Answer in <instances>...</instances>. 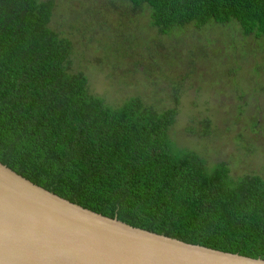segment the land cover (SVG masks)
<instances>
[{
  "label": "trees",
  "instance_id": "trees-1",
  "mask_svg": "<svg viewBox=\"0 0 264 264\" xmlns=\"http://www.w3.org/2000/svg\"><path fill=\"white\" fill-rule=\"evenodd\" d=\"M77 5L80 15L73 13ZM88 15L100 28H157V39L173 37L174 46H186L181 54L191 65L196 54L189 46L196 41L187 39L188 31L202 35L197 40L207 47L222 38L234 65L224 63V70L217 63L208 82L217 79L223 89L232 81L243 100L252 77L264 80V0H0V161L134 226L264 258V175L235 176L229 162L213 165L196 149L176 144L170 128L188 72L177 75L162 109L141 95L117 105L94 92L86 71L75 65L77 47L64 29L87 28L76 22ZM234 40L238 46L228 49ZM249 55L261 59L245 70L238 57ZM198 122L202 130L192 126L190 132L209 135L212 119Z\"/></svg>",
  "mask_w": 264,
  "mask_h": 264
},
{
  "label": "rangeland",
  "instance_id": "rangeland-1",
  "mask_svg": "<svg viewBox=\"0 0 264 264\" xmlns=\"http://www.w3.org/2000/svg\"><path fill=\"white\" fill-rule=\"evenodd\" d=\"M74 7V15L82 14L81 6ZM56 18L62 22L64 17L58 13ZM139 18L147 22L146 16L139 15ZM86 19L76 23L87 28L64 29L71 34L77 47L75 65L86 71L94 92L117 105L130 96L141 95L162 109L173 97V81L177 75L188 72L190 75L183 81L180 114L170 128L176 144L196 149L213 165L219 161L229 162L235 176L246 172L264 175V91L260 94L264 80L260 76L252 77L250 89L245 82L241 83L247 87L245 100L238 97L239 89L232 81L228 80L231 88L223 89V82L221 85L217 79L208 82L215 79L217 63L224 66L219 65L224 70L234 65L235 58L225 55L222 38L216 40L213 47H207L208 44L197 40L202 35L188 31L187 39L196 41V45L189 46L196 54L195 63L191 65L189 56L181 54L187 51L186 46H174L177 39L173 37L157 39V28H100L92 23L91 15ZM210 32L211 35L218 33L211 29ZM202 46H206L204 51H201ZM235 46H238L236 40L226 44L228 49ZM98 57L103 60H97ZM256 59L261 57H238L245 70L254 66ZM227 62L231 65L225 66ZM228 75L225 72L224 80ZM203 117H210L213 123L207 136L200 132L198 120ZM192 126L200 131L192 134Z\"/></svg>",
  "mask_w": 264,
  "mask_h": 264
},
{
  "label": "water",
  "instance_id": "water-1",
  "mask_svg": "<svg viewBox=\"0 0 264 264\" xmlns=\"http://www.w3.org/2000/svg\"><path fill=\"white\" fill-rule=\"evenodd\" d=\"M0 264H264V258L134 226L0 161Z\"/></svg>",
  "mask_w": 264,
  "mask_h": 264
}]
</instances>
